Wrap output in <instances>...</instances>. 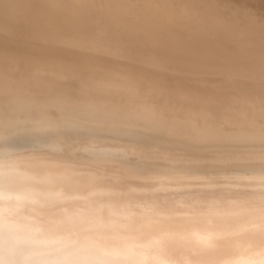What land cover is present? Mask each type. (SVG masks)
<instances>
[{
  "label": "bare ground",
  "instance_id": "6f19581e",
  "mask_svg": "<svg viewBox=\"0 0 264 264\" xmlns=\"http://www.w3.org/2000/svg\"><path fill=\"white\" fill-rule=\"evenodd\" d=\"M242 261L264 0H0V264Z\"/></svg>",
  "mask_w": 264,
  "mask_h": 264
},
{
  "label": "clouds",
  "instance_id": "9594fccd",
  "mask_svg": "<svg viewBox=\"0 0 264 264\" xmlns=\"http://www.w3.org/2000/svg\"><path fill=\"white\" fill-rule=\"evenodd\" d=\"M3 163H4L5 165H7L8 162H7V161H4ZM4 175H5V176L7 175L6 170H5V172H4ZM5 198L7 199V197H5ZM22 239H24V238H22ZM241 264H247V262L242 261Z\"/></svg>",
  "mask_w": 264,
  "mask_h": 264
},
{
  "label": "rangeland",
  "instance_id": "374dc122",
  "mask_svg": "<svg viewBox=\"0 0 264 264\" xmlns=\"http://www.w3.org/2000/svg\"><path fill=\"white\" fill-rule=\"evenodd\" d=\"M154 3H156V2H158V0H152ZM161 16V15H160ZM161 29H169V28H167V27H163V26H161L160 27Z\"/></svg>",
  "mask_w": 264,
  "mask_h": 264
}]
</instances>
